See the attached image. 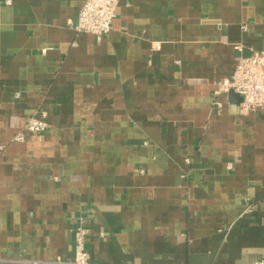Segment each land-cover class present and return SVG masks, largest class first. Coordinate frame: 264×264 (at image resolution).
<instances>
[{
  "label": "crops",
  "instance_id": "obj_1",
  "mask_svg": "<svg viewBox=\"0 0 264 264\" xmlns=\"http://www.w3.org/2000/svg\"><path fill=\"white\" fill-rule=\"evenodd\" d=\"M84 2L0 5V264H65L80 214L100 264L264 259V105L213 104L264 0H120L100 40Z\"/></svg>",
  "mask_w": 264,
  "mask_h": 264
},
{
  "label": "built area",
  "instance_id": "obj_2",
  "mask_svg": "<svg viewBox=\"0 0 264 264\" xmlns=\"http://www.w3.org/2000/svg\"><path fill=\"white\" fill-rule=\"evenodd\" d=\"M120 0H85L76 20L70 26L77 32H86L100 40L111 28V22L116 14V8ZM10 4L11 0H0V5ZM158 47V44H157ZM241 49L240 46L236 47ZM234 91L241 96L239 108L242 111L255 110L264 105V50L254 51L249 55L240 56L234 71L216 83L213 91L215 107L220 108L222 102L218 99L221 94ZM47 122L43 117H31L24 128L29 132L36 133L45 130ZM13 141L24 140L22 132H17L12 137ZM4 145H0V150ZM187 164L192 161L185 159ZM135 172L142 173V168H135ZM88 216L77 215L73 227V257L71 260L62 261L65 264H100L91 260L85 246L87 230L85 223ZM32 261L31 264H38ZM255 264H264V259L256 261Z\"/></svg>",
  "mask_w": 264,
  "mask_h": 264
},
{
  "label": "water",
  "instance_id": "obj_3",
  "mask_svg": "<svg viewBox=\"0 0 264 264\" xmlns=\"http://www.w3.org/2000/svg\"><path fill=\"white\" fill-rule=\"evenodd\" d=\"M229 95H231V96H233V97H236V98H234V101H235V102H237V103L240 102V100H241V96H240L239 94L235 93L234 91H230V92H229Z\"/></svg>",
  "mask_w": 264,
  "mask_h": 264
}]
</instances>
